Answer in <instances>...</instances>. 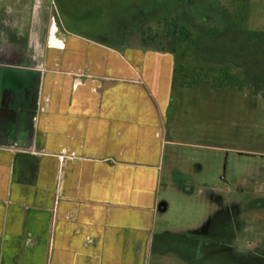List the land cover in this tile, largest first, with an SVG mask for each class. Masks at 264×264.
I'll list each match as a JSON object with an SVG mask.
<instances>
[{
	"label": "crops",
	"instance_id": "1",
	"mask_svg": "<svg viewBox=\"0 0 264 264\" xmlns=\"http://www.w3.org/2000/svg\"><path fill=\"white\" fill-rule=\"evenodd\" d=\"M55 13L0 0V264H148L173 54L88 61Z\"/></svg>",
	"mask_w": 264,
	"mask_h": 264
},
{
	"label": "rangeland",
	"instance_id": "2",
	"mask_svg": "<svg viewBox=\"0 0 264 264\" xmlns=\"http://www.w3.org/2000/svg\"><path fill=\"white\" fill-rule=\"evenodd\" d=\"M191 1L194 0H166V4L170 3L171 7L175 3L174 6L183 3L188 20L195 18L196 8L205 12L218 9L216 2L208 0H196L194 9ZM223 1L226 3V0ZM50 2L69 32L91 40L73 36L66 38L57 31L55 24L54 33L62 39L60 42L55 37L54 42L62 45L57 47L83 50L88 61L87 56L101 61L102 53L108 51L97 44L121 50L130 44L141 46L139 32L147 31L148 27L149 33L160 29L153 11L149 17L138 16L149 10V0ZM229 11L240 15L247 13L248 7L245 9L243 3L236 2ZM250 13L253 14L251 26L264 27V0L253 2ZM241 35L238 30L231 35L232 44L223 33L206 36L190 51L194 56L192 60L191 55L180 60L179 67L195 68L194 71L185 68L179 71L172 90L171 105L165 113L164 130L168 142L162 146V169L157 191L160 201H166L167 207L157 212L153 234H159L167 243V248L176 250L181 257L177 255L158 260L160 258L152 256L148 264H181L183 261L179 258L182 257L184 264H190L184 255L188 240L196 235L195 229L212 213L213 190L226 189L225 194L228 193L227 186L231 185L233 176L242 173H249L254 179L264 182V97L243 94L254 91L247 85L237 88L226 86L221 81L208 80L205 65L195 63L199 58L225 57L232 49H239L236 58L242 65L241 74L263 85L264 44L251 49L241 42ZM149 43L160 47L168 45L159 37ZM184 50L186 55L188 49ZM263 257L249 256L244 264H264Z\"/></svg>",
	"mask_w": 264,
	"mask_h": 264
},
{
	"label": "flooded vegetation",
	"instance_id": "3",
	"mask_svg": "<svg viewBox=\"0 0 264 264\" xmlns=\"http://www.w3.org/2000/svg\"><path fill=\"white\" fill-rule=\"evenodd\" d=\"M208 1L216 2L218 9L201 11L196 8V0L191 1L194 3V9L196 8L195 13L197 12V14L194 13L195 18L192 20H188L186 17L187 13L183 3L174 6L175 3L169 7L170 3L166 4V0L158 2L149 0V10L138 14V16L149 17L148 15L153 11L156 21L172 15L190 29V39L176 40L175 52L171 53L175 60L173 72L176 77L179 71H182L181 69L183 71L184 68L186 69V67L178 66L180 60L184 59V56L191 55L190 51L194 49L195 44L204 41L203 38L206 36L211 37L223 33L228 36L227 39L231 40L229 37L237 33L238 30L242 34L241 42H245L247 47L257 49L259 45L264 44V27H253L250 21L253 16L250 13L251 5L258 0H226V3H222L223 0ZM236 2L243 3L245 9L247 6V13L237 15L234 11L230 12V8ZM197 15L199 16L197 17ZM157 24L162 23L157 22ZM152 34L154 35V32ZM149 35V27L147 31L139 32L138 36L142 46L148 47L151 40ZM232 43L234 42L231 40ZM186 48L188 53L184 55ZM238 54L239 49H232L225 57L206 56L205 59L199 58L195 63L196 65H205V71H207L205 75L208 80L221 81L226 86L233 85L237 88L247 85L254 91L243 94L264 97V83L261 85L246 74H241L242 65L240 59L236 58ZM193 57L191 55V60ZM194 68L187 66L186 70L194 71ZM225 191L226 189L223 191L213 190L212 213L195 229L196 235L188 240L184 255L187 256L190 264H244V260L249 256L262 259L264 255V182L254 179L249 173L236 174L233 176L231 185L227 186L228 193L225 194ZM150 251V257L157 256L156 259L160 258L158 260L177 257V255L181 257L176 250L170 251L167 248V243L162 240L159 234L153 236ZM179 259L183 261L181 264H184L183 257Z\"/></svg>",
	"mask_w": 264,
	"mask_h": 264
},
{
	"label": "trees",
	"instance_id": "4",
	"mask_svg": "<svg viewBox=\"0 0 264 264\" xmlns=\"http://www.w3.org/2000/svg\"><path fill=\"white\" fill-rule=\"evenodd\" d=\"M157 22L162 23L159 25L160 29L159 31H155L154 35L152 34L153 30L151 29L150 38H160L163 42L168 43V45H162L160 46H153L149 43L148 48H152L154 50L159 51H171V53L175 52V42L178 39H190L191 31L190 29L185 25L180 23L175 16L168 15L165 16L163 19H158ZM179 34V36H177ZM176 81V75L174 74V83Z\"/></svg>",
	"mask_w": 264,
	"mask_h": 264
},
{
	"label": "water",
	"instance_id": "5",
	"mask_svg": "<svg viewBox=\"0 0 264 264\" xmlns=\"http://www.w3.org/2000/svg\"><path fill=\"white\" fill-rule=\"evenodd\" d=\"M159 209L160 210H165L166 209V201H163V202L159 203Z\"/></svg>",
	"mask_w": 264,
	"mask_h": 264
}]
</instances>
